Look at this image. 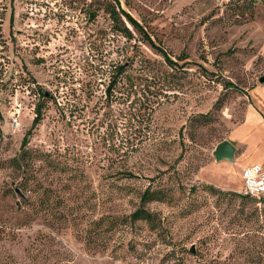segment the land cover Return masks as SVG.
<instances>
[{"label": "rangeland", "instance_id": "1", "mask_svg": "<svg viewBox=\"0 0 264 264\" xmlns=\"http://www.w3.org/2000/svg\"><path fill=\"white\" fill-rule=\"evenodd\" d=\"M119 1L177 67L116 31L105 0H0V264H264V201L200 189L241 193L244 168L264 166V0ZM39 86L29 148L48 156L15 171ZM234 130L236 159L217 162ZM149 187L169 194L146 206L158 230L94 228Z\"/></svg>", "mask_w": 264, "mask_h": 264}, {"label": "trees", "instance_id": "2", "mask_svg": "<svg viewBox=\"0 0 264 264\" xmlns=\"http://www.w3.org/2000/svg\"><path fill=\"white\" fill-rule=\"evenodd\" d=\"M103 5H104L103 9L109 15L114 27L116 28V31L120 32L128 40L133 39L134 37L133 32H137L142 36L143 40H145L156 52H158L164 58L165 62L169 67L174 68L178 66L177 63L174 62L171 59V57L168 55L167 51L161 45H158L153 40L151 35L145 30L143 25L138 20H136L129 12L125 11L122 8L121 2L119 0H105ZM187 59H188L187 55L179 57L180 61H185ZM126 71H127L126 63L119 64L116 67L114 73L110 76V81L106 89L108 96L113 95V91L117 87L120 77ZM34 84H37V81H35ZM38 91H39L38 94L40 95V97H42V101H39L36 104V110H35L36 116L33 120L31 129L27 132V134L23 138L21 152L20 154L9 159L6 162V165L9 168L14 169L15 171H23L26 168L25 165H27L29 162L40 161L42 160L43 157L48 156L47 154H43V153L39 154L38 152H34L29 148L30 138L35 128H37V126L40 125L41 122L43 121L46 102L50 99V95L48 94V91L45 90L42 86L38 87ZM199 118L203 122H207L209 119V115L208 114L200 115ZM22 188L27 191L31 189L30 185L29 184L26 185L24 182H22ZM198 189H199L198 187L193 186L191 192L195 193L197 192ZM200 189L218 198L230 197L231 199L238 198L243 201H258V202L264 201V196L254 197V196L244 195L240 192L238 193L227 192L224 190H220L213 185H203L202 187H200ZM35 191H37L36 188ZM168 195L169 194L167 193V191L164 190L163 188L153 189L149 187L141 195V205L135 212H133L130 215H123V216L105 215L102 218L93 222L94 228L97 229V231H99L104 225H107L105 231L108 232V231H114L122 225H131L143 221L148 223L152 230H158L162 225V222L158 218V215L152 213L150 210L146 208V206L152 202H158V201L165 202L169 197Z\"/></svg>", "mask_w": 264, "mask_h": 264}, {"label": "built area", "instance_id": "3", "mask_svg": "<svg viewBox=\"0 0 264 264\" xmlns=\"http://www.w3.org/2000/svg\"><path fill=\"white\" fill-rule=\"evenodd\" d=\"M242 194L247 196H264V166L253 164L242 172Z\"/></svg>", "mask_w": 264, "mask_h": 264}, {"label": "water", "instance_id": "4", "mask_svg": "<svg viewBox=\"0 0 264 264\" xmlns=\"http://www.w3.org/2000/svg\"><path fill=\"white\" fill-rule=\"evenodd\" d=\"M259 82L264 84V77L260 78ZM236 151L237 148L231 141L224 140L216 146L213 156L217 162L229 161L233 163Z\"/></svg>", "mask_w": 264, "mask_h": 264}, {"label": "crops", "instance_id": "5", "mask_svg": "<svg viewBox=\"0 0 264 264\" xmlns=\"http://www.w3.org/2000/svg\"><path fill=\"white\" fill-rule=\"evenodd\" d=\"M262 85H264V84H262ZM262 88H260L259 86H257L254 90H253V93H256V99H257V104L258 105H260L261 107H262V112H263V114H264V93L262 92V90H261ZM256 91V92H255ZM258 91V92H257ZM254 109V110H253ZM250 110H253V111H255V108H253V107H251V109ZM250 110L248 111V116H249V112H250ZM255 114H256V111H255ZM248 116H247V118H248ZM260 119L261 120H263V118L261 117V115H260ZM247 122V119L242 123V124H244V123H246ZM235 133H237V130H234L233 132H232V134H231V136L229 137V139H227V140H229V141H231L235 146H236V148H237V151L239 150V147H237V145H236V139H234L233 138V135H235ZM238 134V133H237ZM236 137V136H235ZM243 138V137H242ZM241 138V139H242ZM246 146V145H245ZM247 147V146H246ZM236 151V152H237ZM235 159H236V153H235ZM253 165V164H252ZM250 166V165H249ZM242 184H243V181H242Z\"/></svg>", "mask_w": 264, "mask_h": 264}]
</instances>
